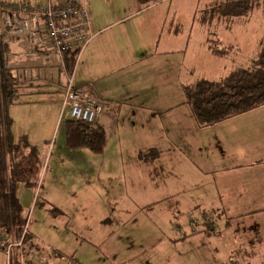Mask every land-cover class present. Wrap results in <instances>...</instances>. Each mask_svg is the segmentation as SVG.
Returning <instances> with one entry per match:
<instances>
[{"label":"crops","instance_id":"0c3cea01","mask_svg":"<svg viewBox=\"0 0 264 264\" xmlns=\"http://www.w3.org/2000/svg\"><path fill=\"white\" fill-rule=\"evenodd\" d=\"M196 1L158 0L142 5L136 0L88 2L95 35L76 55L73 85L86 90L101 106L94 120L105 131V144L102 152L95 153L83 147H68L62 141L60 150L75 157L67 165L72 166L69 176L75 178L79 167L83 182L118 177L109 187L121 198L129 196L135 204L134 208L124 207L127 209L125 221L118 227L123 234L108 236L102 243L104 258L110 257L111 264L237 263L233 253L241 246H228L224 260L214 257L219 253L221 230L209 232L203 225L195 228L196 231L191 229V214L209 207L220 212L218 219L225 220L228 227L232 221L256 216L246 228L254 237L249 242L252 246L263 245L259 217L264 215V105L215 124L204 127L196 124L183 93L185 85L198 79H194L196 70L191 59L192 27L185 31L180 19L182 12L194 15ZM6 32L4 43L9 66L12 67L10 63L14 59L20 61V55L27 56L29 61L16 66L19 69L50 65L54 56L47 53L52 50L48 44L37 45L30 43L23 33ZM206 39L201 40L205 54L216 57L208 49ZM59 60V71L65 82L60 57ZM46 73L45 70L42 79ZM36 82V86L44 84ZM64 88L59 95L61 102ZM33 92H37L35 97L51 93L40 88ZM48 107L46 104L44 109ZM53 113L54 107L48 120L50 125L61 118L56 119V112ZM21 134L29 138L27 132ZM149 148L157 151L155 160L140 159L138 150ZM94 188L93 192H97L95 185ZM51 203L54 205V201ZM79 206L78 211L83 212L85 206ZM202 218L204 222L210 221L205 213ZM153 231L156 238H164L160 251L139 252L145 238H152ZM27 236L33 239L30 232ZM115 244L124 246V256L115 252ZM135 246L138 248L132 249L131 256L129 249ZM242 246L243 251L247 250L248 246ZM56 251L51 262L63 258ZM164 251L167 254L157 259L156 255ZM28 262L33 264L31 259Z\"/></svg>","mask_w":264,"mask_h":264},{"label":"rangeland","instance_id":"374dc122","mask_svg":"<svg viewBox=\"0 0 264 264\" xmlns=\"http://www.w3.org/2000/svg\"><path fill=\"white\" fill-rule=\"evenodd\" d=\"M225 1L227 0H197L194 15L187 16L186 13H181V25H183L184 30L187 31L192 27L189 36L190 49L193 51L191 59H193L196 70L193 74V76L195 75L194 79L198 77V79L219 80L235 70L236 67L247 68L256 57L260 38L264 35V0H251L253 4L251 10H249L251 12L233 19L223 14L219 15L217 10H213L214 6ZM3 17V13L0 12V31H4L2 38L5 41V35L8 34L6 30L9 29L5 27ZM17 34L22 35L20 32ZM206 38H209L212 46H232V48L222 57L212 56L210 58L205 54L204 44L201 43V40ZM215 40H219V44L212 42ZM11 52L14 51L11 50ZM47 53L54 56L50 61V65L32 66L31 68L21 67L19 69L16 66L19 67L20 64L29 61L28 57L23 55H20V61L14 59L10 63L12 72L17 78L15 85H18L17 95L13 99L14 102L9 105V112L14 122L12 132L16 137L22 135L23 132L29 134V142L37 147L41 170L37 188L23 184H19L17 187L18 199L22 207L21 214L25 219L23 232H27L26 235L30 232L33 239L27 238L23 242L21 241L23 238L6 240L9 254L3 251L0 252V264H8V258L12 260L13 264H15L14 261H19V264L24 262L29 264L28 260L30 259L33 264H111L110 257L104 258L106 255L102 249V243L108 236L118 234L117 236L120 237L123 234L122 229L119 228L118 230V227L125 221L124 218L127 213L125 208H134L135 204L129 196L128 198H121L109 187L114 185L118 177L108 178L106 176L101 180L96 178L83 182L79 167L75 178L69 176L72 166L67 165L73 163L75 157L60 150V147H63L62 141H65V132L64 121L61 119L64 114L61 113L59 95L62 94L65 82L59 71L60 60L58 54L52 50H47ZM45 70L47 71L46 78L42 79ZM37 80L44 84L36 86ZM37 88H40L41 91L48 89L51 93H48V95L44 93V97H35L34 95L37 92L35 93L33 90H37ZM30 91L33 93L29 94ZM82 91L89 96L86 90ZM46 104H49L50 107L44 109ZM52 107H54V113L56 112V119L59 116L61 117L54 125H50L49 122ZM46 118L48 119L44 121ZM35 121L37 124H34ZM79 158L81 157L79 156ZM72 183L74 186H71ZM94 185L97 187V192H93L95 190ZM116 195L115 199L112 198ZM91 196L94 198L91 199ZM45 197L48 201H54V205L60 210L64 208L65 215L68 217L62 214L57 217L49 215L37 203L42 199H46ZM142 199L143 197H140V200ZM79 205L85 206L83 212L78 211L80 209ZM202 213H205V217H210L209 222L212 225V227H209L211 225L208 226L210 229L213 228L218 232L222 231L221 242L218 243L219 253L217 252L214 257H220L219 260H224L228 246L230 248L241 246L239 251L233 253L234 260L237 263L233 262L231 264L262 262L264 259V215L259 217L261 219L259 236L263 245L258 246L255 243L252 246L249 240L254 239L253 233L246 228L247 225L257 219L256 216L232 221L228 227L225 220L218 219L219 213L209 207L208 210H202V212L197 210L191 214L195 228L206 225L203 223ZM27 228H29L28 231ZM152 233V238H145V243L141 244L138 249L139 252L145 250L147 254H153L156 250L160 251L159 246L164 242V238L163 240L161 236L156 238L154 231ZM114 239L113 237L112 240ZM228 242H232V244ZM243 244L246 247L248 246L247 250L243 251ZM135 248L137 249L138 246L130 247L131 256L133 255L132 249ZM56 249L63 254V258L53 259L51 262V257H54L53 251H56ZM114 249L120 255L125 252L122 244H115ZM165 254L167 253L164 251L163 254L160 253L156 257L161 259Z\"/></svg>","mask_w":264,"mask_h":264},{"label":"trees","instance_id":"16d2710c","mask_svg":"<svg viewBox=\"0 0 264 264\" xmlns=\"http://www.w3.org/2000/svg\"><path fill=\"white\" fill-rule=\"evenodd\" d=\"M140 5L158 0H136ZM251 0H227L213 7L219 15L230 19L251 12ZM1 12V11H0ZM264 33V31H263ZM214 44H219V40ZM207 47L211 54L224 56L232 48L229 46H212L207 39ZM7 44L0 33V249L6 253L8 239L26 241L25 219L21 214V202L18 199L19 184L37 188L41 163L37 147L32 145L26 134L13 135L12 116L9 112L18 92L16 76L12 67L6 63ZM247 68L236 67L219 80L197 79L183 87L186 104L190 108L199 127L215 124L228 117L247 112L250 109L264 105V35L260 38L259 48ZM76 52L65 51L63 64L68 72L74 67ZM64 121L65 143L71 148H87L100 153L105 144V131L97 122L87 123L82 120L66 118ZM138 157L144 161L155 160L157 151L154 148L138 150ZM49 215L57 217L62 210L51 202H37ZM37 204V205H38ZM51 207V208H50ZM220 213V212H219ZM190 226L196 231L194 222ZM205 228L212 227L210 222H204ZM211 225V226H209ZM209 226V227H208ZM215 231L213 228L209 232ZM8 264H13L8 258ZM14 261V260H13ZM19 264V261H14ZM258 264H264V259Z\"/></svg>","mask_w":264,"mask_h":264},{"label":"built area","instance_id":"2783aa9c","mask_svg":"<svg viewBox=\"0 0 264 264\" xmlns=\"http://www.w3.org/2000/svg\"><path fill=\"white\" fill-rule=\"evenodd\" d=\"M88 2L89 0L0 1V11L4 15L6 28L27 35L30 43L48 44L59 54L65 76L61 102L64 118L91 123L102 108L86 92L74 87L73 69L68 72L62 60L65 51H74L77 55L95 35L91 29ZM6 248L9 254V248Z\"/></svg>","mask_w":264,"mask_h":264},{"label":"bare ground","instance_id":"6f19581e","mask_svg":"<svg viewBox=\"0 0 264 264\" xmlns=\"http://www.w3.org/2000/svg\"><path fill=\"white\" fill-rule=\"evenodd\" d=\"M51 208V207H50Z\"/></svg>","mask_w":264,"mask_h":264}]
</instances>
